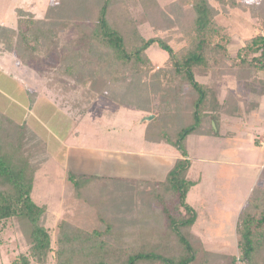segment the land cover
<instances>
[{"label":"trees","instance_id":"trees-1","mask_svg":"<svg viewBox=\"0 0 264 264\" xmlns=\"http://www.w3.org/2000/svg\"><path fill=\"white\" fill-rule=\"evenodd\" d=\"M57 2L58 9L77 5L80 11H65L58 20L52 18L53 9L48 8V19L34 21L28 16L21 19L26 12L19 10L17 27L0 28V50L29 66L30 62H38L43 46L48 50L55 48L57 67L54 72L43 73L64 98L71 94L65 83L78 84L79 96L73 107L82 113L80 117L85 115L84 106L88 107L100 94L97 85L103 80V67L114 66L130 82L141 74L148 76L151 86L159 92L160 111L153 112L146 106L133 109L153 116L144 130L145 140L172 146L179 158L165 179L156 184L69 174L73 198L82 205L76 211L79 226L62 222L53 249L50 234L40 224L46 209L36 205L31 197L39 162L35 149L45 141L27 126L0 113V232L10 220L28 230V254L19 255L12 263L264 264V182L261 190L252 191L238 215V257L204 249L189 232L197 213L186 202L200 182L199 177L190 175L194 152L187 149V140L193 137L190 148L195 150L198 138L207 135V129L218 131L223 120L241 114L240 105L231 103L228 94L220 99V92H215L221 75L216 72L217 67L220 64L236 70V79L243 84L264 78V0L259 1L258 20L253 25L258 33L245 41L234 57L228 50L230 28L216 18L220 13L227 15L235 7L234 0H177L163 9L156 0ZM166 13L171 16L163 22L161 16ZM145 25L155 34L165 35L145 38L141 32ZM61 31L73 33L71 42L59 39ZM172 40L175 48L170 45ZM153 45L166 54L162 71H152L146 51ZM251 88L254 90V86ZM263 94L264 90L254 95L251 108L245 112L257 108ZM115 105L126 107L118 101ZM123 197L137 201L129 206L135 213L144 208V203L147 206L148 199L149 206H160L156 215L164 217L167 233L178 244V254H164L160 247L148 243L156 226L145 229L142 219L126 217L127 212L121 211Z\"/></svg>","mask_w":264,"mask_h":264},{"label":"rangeland","instance_id":"rangeland-1","mask_svg":"<svg viewBox=\"0 0 264 264\" xmlns=\"http://www.w3.org/2000/svg\"><path fill=\"white\" fill-rule=\"evenodd\" d=\"M175 1L177 0H156L162 9ZM259 1L234 0L235 7L228 10L227 15L220 13L216 17L218 23L230 28L228 50L232 57L245 41L258 33L253 25L258 20ZM56 3L58 4L57 0H0V28L17 27L19 10L26 12L21 19L28 16L34 21L48 19L46 14L48 8L53 9L52 18L58 20L62 19L65 11L69 13L80 11L77 5L58 9ZM167 14L161 16L163 22L170 18L171 15ZM141 32L145 38L165 35L164 32L155 34L147 25L141 27ZM58 34L63 43L74 37L70 31H61ZM171 35L175 36L173 33ZM175 44L173 40L170 42L173 48L176 47ZM48 49L43 46L39 58L37 57L38 62H30L29 66L21 65L13 55L0 50V113L12 122L27 126L45 141L44 145H39L35 149L36 162L37 160L39 162L31 197L36 205L46 209L40 224L50 234L51 245L55 249L61 223L67 221L79 226L80 220L76 216V211L82 206L73 198V189L67 176L69 171L67 173L62 163L55 167L56 157L59 155L55 141H58V146L62 140H66L69 145L82 144L88 147L108 143L112 149L137 153L139 145L143 143L142 127L139 123L146 117L137 120L140 114L133 108L146 106L157 113L160 111L158 102L160 96L156 88L151 86L153 83L148 76L141 74L130 82L125 79L128 77H124L114 66L108 69L103 67L101 73L103 80L99 82L100 86L97 85L100 94L92 98L93 101L88 107L84 106L83 114H88L80 117L82 113L74 108L79 96L78 84L66 82L65 84L71 88V94L64 98L62 94L55 92V85H50L47 80L49 76L43 73L54 72L57 67L55 48ZM146 52L152 71H162L165 67L166 54L155 45ZM216 72H220L221 75L220 80H216L218 89L215 88V92H220V99L228 94L231 103L240 105L241 114L239 117L223 120L218 131L207 129V135L198 138L195 150L190 148L194 141L193 137L187 140V149L191 153L194 152L191 158L194 168L190 175L196 179L199 177L201 183L186 198V202L196 209L197 213L195 223L189 227V232L201 241L205 250L238 257L236 233L238 215L252 191L261 190L264 182V94L257 108L245 112L247 107L251 108L253 96L264 90V83H260L264 78L261 77L262 80L255 78L254 83L243 84L236 79V70L219 64ZM126 88L127 91L124 92ZM117 101L126 107L119 111V107L116 106L118 104L115 105ZM80 118L83 120L79 123ZM211 126L214 124L211 123ZM212 132L215 134L212 135ZM168 146L153 148L169 151L171 149L172 152L176 150ZM58 159L60 160L59 157ZM131 159L130 165L136 157L133 156ZM146 172L144 171L143 175ZM156 172L158 175L155 178L162 180L164 175ZM149 202L148 199L147 206L144 203V208L135 213L130 211L129 206L137 204V201L123 197L124 210L121 211L127 212L126 217L129 219L134 217L142 219L143 225L147 226H144L145 229L151 228L152 224L156 226L155 233H152V238L148 240L154 248L160 247L167 255L178 254V244L175 238L167 233L164 217L156 215L161 209L160 206L155 203L149 206ZM27 233L26 226L12 220L5 223L0 232V264H13L19 255L28 254Z\"/></svg>","mask_w":264,"mask_h":264},{"label":"crops","instance_id":"crops-1","mask_svg":"<svg viewBox=\"0 0 264 264\" xmlns=\"http://www.w3.org/2000/svg\"><path fill=\"white\" fill-rule=\"evenodd\" d=\"M119 109L122 110L123 108L119 107L118 110ZM116 111L117 110H115L114 114H116ZM137 113L140 114L138 115L139 117L137 120L146 117L139 123V125L142 127L141 139L143 143L139 145V150L137 153L119 151L118 148L112 149L108 143L96 145L94 147H88L82 144L69 145L66 140H62L59 141L60 147L57 145L58 141H55V146L59 151V155L56 157L57 160L55 161V167L58 163H62L63 167H66L67 173L69 171L67 176H69V174H75L80 176L87 175L90 177L96 176L129 180L132 182H151L153 184L161 182L165 179L166 175L172 169L176 160L179 158V153L176 150L172 152L170 148L173 147L170 145V151L167 149H154L153 147L168 145L163 143L148 142L145 140L144 130H146L148 123L153 118V116H145L142 111H137ZM148 117L150 118L147 120ZM83 118L79 121V123L83 120ZM56 148L55 151H57ZM133 156L136 157V159L132 165H130L132 161L131 157ZM144 171L147 172L143 175ZM156 171H159L158 173L164 175L162 180H157V178H155L158 175ZM200 184L201 183L199 182V184L196 186ZM193 192L194 191L192 190L189 194Z\"/></svg>","mask_w":264,"mask_h":264},{"label":"water","instance_id":"water-1","mask_svg":"<svg viewBox=\"0 0 264 264\" xmlns=\"http://www.w3.org/2000/svg\"><path fill=\"white\" fill-rule=\"evenodd\" d=\"M150 117L147 118V120L149 119Z\"/></svg>","mask_w":264,"mask_h":264}]
</instances>
